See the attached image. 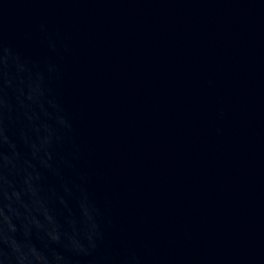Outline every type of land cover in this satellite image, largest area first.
Returning a JSON list of instances; mask_svg holds the SVG:
<instances>
[{"label":"water","instance_id":"obj_1","mask_svg":"<svg viewBox=\"0 0 264 264\" xmlns=\"http://www.w3.org/2000/svg\"><path fill=\"white\" fill-rule=\"evenodd\" d=\"M0 264H264V0H0Z\"/></svg>","mask_w":264,"mask_h":264}]
</instances>
